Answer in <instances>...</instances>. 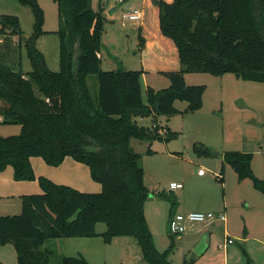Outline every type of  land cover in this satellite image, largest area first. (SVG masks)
<instances>
[{"label": "trees", "instance_id": "16d2710c", "mask_svg": "<svg viewBox=\"0 0 264 264\" xmlns=\"http://www.w3.org/2000/svg\"><path fill=\"white\" fill-rule=\"evenodd\" d=\"M19 2L32 10L35 21L24 44L19 17L0 16V116L6 124L21 126L19 135L0 136V172L11 166L14 180H37L42 193L22 196L21 214L0 216V245L13 244L19 264H50L52 251L45 244L52 239L100 236L111 244L132 237L145 262L173 264L174 242L164 252L156 247L145 214V171L131 143L162 136L157 117L180 113L177 101L188 103L185 113L202 109L207 87L188 85L186 74H235L264 83V0H154L160 31L177 47L181 68L163 73L170 86L148 87L146 99L142 71L126 70L121 62L116 70H102L106 18L101 3L95 11L92 0H55L60 70L54 72L37 47L47 34L44 10L38 0ZM144 44L140 37L141 49ZM23 48L32 65L29 73L22 71ZM89 76L98 79L97 96L87 83ZM150 116L152 130L137 123ZM33 157L53 167L68 157L86 165L102 192L85 193L37 177ZM224 161L240 181L250 179L264 194V180L252 169V153H225ZM101 223L106 231L99 234ZM60 264L90 263L84 257H63Z\"/></svg>", "mask_w": 264, "mask_h": 264}, {"label": "rangeland", "instance_id": "374dc122", "mask_svg": "<svg viewBox=\"0 0 264 264\" xmlns=\"http://www.w3.org/2000/svg\"><path fill=\"white\" fill-rule=\"evenodd\" d=\"M38 2L45 13L43 29L47 34L39 38L37 47L45 54L49 68L58 72L60 70L59 36L56 33L60 27L58 5L55 0ZM100 3L104 4L108 15L110 8L118 7L113 17H107L102 36L106 46L113 48L118 54L117 61L112 59L117 67L118 62H121L128 70L141 69L139 27L129 22L123 25V13L132 8L126 7L127 3H124V0H94L96 8ZM2 15L18 16L24 35L33 34L34 14L19 0H0V16ZM0 49L4 50L2 47ZM21 54L22 71L29 73L32 71V65L25 48ZM148 64H152L150 59ZM109 65L104 54L102 68L106 71L115 68ZM160 75L151 74L148 77L151 82H157L154 84L158 90L165 86L161 83L165 78ZM192 77V80L188 79L190 86L207 87L202 109L194 113H185L188 103L177 101L175 107L180 113L157 117L158 124L168 131L167 134L155 137L151 141L134 140L132 144V149L141 155V165L145 171V183L149 189L145 214L155 235L156 247L160 252H164L174 242L173 251L169 256L173 264H222L227 255L228 264H264V246L255 241L244 244L242 240L233 238L235 244L230 246L228 251L223 248L224 227L231 235L239 232L241 234L245 230L242 219L246 213L245 200L258 206L256 203L258 198H254L253 195L262 197L263 194L254 188L250 179L243 181L238 179L233 168L225 163L224 154L252 153L254 160L252 169L258 178L264 180V83L246 81L235 74L221 77L193 74ZM87 83L92 94L97 96L99 88L97 77L89 76ZM143 89L146 99V88ZM3 121L0 122V136L21 133L20 125L6 124ZM137 123L152 130L154 120L151 116L138 118ZM38 159L43 161L41 158ZM41 163L42 168L35 164L37 177H51L59 182L58 184L73 185V188H81V192L85 193L102 192V185L92 180L86 165H81L87 171L82 175V181L84 179L86 182L81 186L74 176L69 177L64 170L49 166L45 162ZM201 169L205 171L204 177L198 174ZM2 175L7 183H0V215L21 214L22 196L42 193L37 180L24 183L14 180V170L11 166ZM172 182L182 184L184 188L173 190ZM182 212L216 214L225 212L227 215V225L216 222L208 229V233L210 229L213 230V242L202 255H198L194 247L202 234L192 230H187L179 236H172L169 233L168 223L171 215ZM252 223L259 233H262L263 220L258 219L256 222L253 220ZM198 226L201 227L203 224ZM105 231L106 224H98L97 232L101 234ZM254 234L257 236V232ZM45 248L52 251L50 264H60L61 259L68 256L84 257L90 264H149L143 260L141 247L132 237L116 238L111 244L104 243L100 236L52 239L47 241ZM249 259L252 261L249 262ZM0 264H19L13 244L0 245Z\"/></svg>", "mask_w": 264, "mask_h": 264}, {"label": "crops", "instance_id": "0c3cea01", "mask_svg": "<svg viewBox=\"0 0 264 264\" xmlns=\"http://www.w3.org/2000/svg\"><path fill=\"white\" fill-rule=\"evenodd\" d=\"M164 1L171 3L174 0H164ZM124 3H127L126 7L132 8L129 11L139 10L142 13V18L139 21H133V22L128 21V22L130 24H132L133 26L138 25L139 32H140L139 35L145 41V44H144V46L142 48V52H141L142 56H141L140 64H142V68L141 69L135 68L136 70H131V71H142L143 72L142 88L145 87L146 88L145 91L147 90L148 87H152L155 90H158L155 86L156 84H154L157 82H151L150 80H148V77L151 74H161L160 76L165 78V79H163V81H161V83H164L163 85H165L163 89L168 88L170 86V81L166 76L163 75V73L179 71L181 68V65H180V59H179V53H178L177 47L174 45V43L170 39L163 36L161 31H160L159 8L154 4V0H124ZM128 4H129V6H128ZM99 6H100V4H99ZM99 6L96 8L94 6V0H92V8L95 11L99 10ZM102 6H103V15L105 16V18L107 20H108L107 17H109V16L113 17L115 12L118 10V7L110 8V10H108L109 8H107V10L109 12L112 11V13L110 15H108V13L106 12V8L104 7V4ZM129 11H126V12H129ZM126 12H124V13H126ZM111 20H113V18ZM105 25H106V23H105ZM123 25H126V22L125 23L123 22ZM27 37L29 38L30 35L27 34ZM102 41H103V37H102ZM103 45L104 46H103L102 52L100 54L101 59H102V64H103V60H104V54H106V60L110 64L109 66L113 65L115 67L109 71L116 70L118 68L117 64L112 59V58H117L116 56L118 54H117L116 50L106 46L104 41H103ZM37 46H38V44H37ZM122 48H124V47H122ZM122 48H120V49H122ZM104 51L106 53H103ZM154 56H156V57L153 58ZM148 59H150L152 61V64H148ZM46 61H47V59H46ZM47 64H48V62H47ZM124 65L125 64H122L124 69H126ZM102 70L106 71L103 68H102ZM126 70H128V69H126ZM192 76H193V74H186L185 75V80H186V83L188 85L190 82L189 80L193 79ZM143 92H144V89H143ZM176 103H175V105H176ZM2 106L3 105L0 103V107H2ZM133 141H132L131 145L133 144ZM38 158L33 157L31 159L32 166L34 168L36 175H37V172H36L35 164L38 167L42 168L43 163H41V162H45L42 158L41 159L43 161H40ZM71 159L72 158H70V157L66 158L65 161L59 167H56V168L64 170V172H66L69 177L74 176V179L82 186L83 183L86 182V180H84V179L82 181V175L85 174L87 171L85 168L81 167V165H82L81 163H78L75 160H73V159L71 160ZM253 164H254V160L252 161V168L254 167ZM225 172H226V170H225ZM2 174H3V172H0V183H3V182L7 183L5 178L2 177L3 176ZM204 176H200V177H204ZM260 177L262 178V176H260ZM47 178L51 179L52 181H54L57 184L59 183V182L53 180V178H51V177H47ZM70 179H73V178H70ZM263 179H264V177H263ZM223 180H225V177L223 178ZM24 182H26V181H22L20 183H24ZM172 183H175V182H172ZM70 186L74 187L73 185H70ZM224 186H226V180H225ZM183 188H184V186H183ZM76 189L81 191L80 190L81 188H76ZM172 192H174V191H172ZM253 196H254V198H258V201L256 202V203H258V206L251 204L249 202V200H245L246 204L244 207H245L246 213L242 216V219L245 223V225H244L245 230H243V232L241 234L239 232V233L231 235L230 232L227 231V228L224 227L223 234H224V242L225 243L223 245V248L226 249V251H228L230 246H233L235 244V241L232 240L233 238L242 240V242L244 244H249L251 241H255V242L259 243L260 245L264 246V230H262V233H259V231L254 227V224L252 223L253 220L256 222L258 219H261L264 222V194H262V197L257 196V195H253ZM182 213H184V212H182ZM223 213L226 214L225 212H223ZM175 214H177V213H175ZM175 214H173V217ZM0 216H5V215H0ZM226 217H227V215H226ZM227 221H228V218H227L226 222H223L224 225H227ZM197 227L190 229L192 231H195L197 234H202V236H200L196 240L194 247L196 248L198 243L201 241L202 237L206 236L207 248L204 251V253H205L206 250L209 248L210 243L213 242V236H212L213 230L210 229L209 233H208V229L211 228L212 225L211 226L203 225L201 227H199V226H197ZM151 231H152V229H151ZM256 232H257V236H255V234H254ZM123 238H127V237H123ZM114 240H116V238ZM154 240H155V244H156L155 235H154ZM229 240H232L233 243L229 244L228 243ZM129 243H131V242H129ZM68 257H71V256H68ZM250 261H252V260H250ZM228 263H229V256L227 255L226 258L223 259L222 264H228Z\"/></svg>", "mask_w": 264, "mask_h": 264}, {"label": "built area", "instance_id": "2783aa9c", "mask_svg": "<svg viewBox=\"0 0 264 264\" xmlns=\"http://www.w3.org/2000/svg\"><path fill=\"white\" fill-rule=\"evenodd\" d=\"M123 22H133L139 21L142 18V13L139 10L129 11L123 14ZM3 121V117L0 116V122ZM161 134H165L166 130L161 129L159 131ZM199 176H204L205 171L201 169L198 172ZM171 188L173 190L182 189L183 185L179 183H171ZM227 217L224 213H214V212H189V213H177L172 219L169 220L168 228L169 233L172 236H179L186 232L187 230L193 229L198 225H213L216 222H226ZM229 244L233 243L232 240L228 241Z\"/></svg>", "mask_w": 264, "mask_h": 264}, {"label": "water", "instance_id": "95a60500", "mask_svg": "<svg viewBox=\"0 0 264 264\" xmlns=\"http://www.w3.org/2000/svg\"><path fill=\"white\" fill-rule=\"evenodd\" d=\"M111 13L112 11L109 12V14ZM22 38H23V43L25 44L28 41V37L26 35H23ZM206 248H207L206 236H204L202 237L201 241L198 243L197 247L195 248V251L198 255H202Z\"/></svg>", "mask_w": 264, "mask_h": 264}]
</instances>
